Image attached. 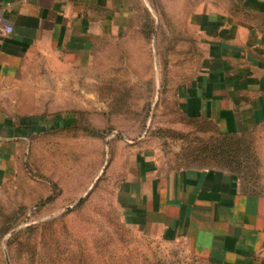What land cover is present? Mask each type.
<instances>
[{"label": "crops", "instance_id": "1", "mask_svg": "<svg viewBox=\"0 0 264 264\" xmlns=\"http://www.w3.org/2000/svg\"><path fill=\"white\" fill-rule=\"evenodd\" d=\"M134 3L0 0V27L12 28L0 37V185L18 174L26 143L56 116L80 110L92 117L69 85L79 82L75 76L88 69L94 51L127 32ZM160 3V18L183 20L188 32L171 33L175 50L197 52V70L174 84L177 108L224 135L253 136L259 175L245 181L222 169L178 170L160 159L154 139L115 141L124 146L120 211L133 227L184 241L213 264H264V0ZM118 94L113 91L107 113ZM113 143L107 147L115 159Z\"/></svg>", "mask_w": 264, "mask_h": 264}, {"label": "rangeland", "instance_id": "2", "mask_svg": "<svg viewBox=\"0 0 264 264\" xmlns=\"http://www.w3.org/2000/svg\"><path fill=\"white\" fill-rule=\"evenodd\" d=\"M161 6L160 0H135L127 32L94 51L88 69L75 76L79 82L69 85L99 128L106 127V117L94 113L106 115L113 91L134 88L133 95L142 99L133 100L132 109L150 108L145 127L113 119L115 131L104 138L89 137L63 131L74 124V116H56L29 140L18 174L0 185V264H213L184 241L133 227L117 202L124 146L115 143L154 139L164 156L160 159L172 163L182 142L150 133L188 129L177 125L172 92L179 78L197 70V52L175 50L171 33L188 32L183 20H162ZM168 8L174 12L179 7ZM148 81L154 87L151 97L145 92ZM80 107L78 102L72 109ZM112 142L119 159L108 154ZM103 167L107 169L101 174Z\"/></svg>", "mask_w": 264, "mask_h": 264}, {"label": "trees", "instance_id": "3", "mask_svg": "<svg viewBox=\"0 0 264 264\" xmlns=\"http://www.w3.org/2000/svg\"><path fill=\"white\" fill-rule=\"evenodd\" d=\"M146 14L147 18H149L147 12ZM149 32L151 35L153 32L152 27ZM145 84V92L151 97L154 90L153 83L148 81ZM134 90V88H129L119 92L113 100L109 113L103 115L106 117L105 121L107 123L104 129H98L92 123L91 116H88V114L75 111L72 112L74 124L63 129V131L80 132L82 136L104 138L110 131H115L111 121L119 118L138 123L140 128L143 129L150 108L148 104H145L140 112L132 109V101L135 98L133 95ZM176 115L177 125L182 128H188L186 131L181 129L172 130L169 127L162 130V135L159 134V130L150 133L156 139L172 137L182 142V149L173 155L172 158L171 165L174 169H222L237 175L245 181L257 179L259 161L255 152V140L251 135L247 133L240 136L224 135L210 121L189 118L183 115L177 106ZM97 184L95 185L97 186ZM53 198L54 196L49 197L48 201Z\"/></svg>", "mask_w": 264, "mask_h": 264}, {"label": "built area", "instance_id": "4", "mask_svg": "<svg viewBox=\"0 0 264 264\" xmlns=\"http://www.w3.org/2000/svg\"><path fill=\"white\" fill-rule=\"evenodd\" d=\"M10 33H12L11 27H0V37H4Z\"/></svg>", "mask_w": 264, "mask_h": 264}]
</instances>
